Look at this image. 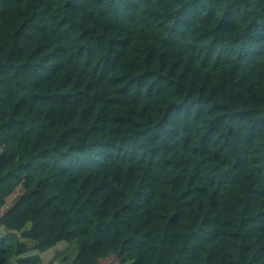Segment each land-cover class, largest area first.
Listing matches in <instances>:
<instances>
[{"label": "trees", "instance_id": "obj_1", "mask_svg": "<svg viewBox=\"0 0 264 264\" xmlns=\"http://www.w3.org/2000/svg\"><path fill=\"white\" fill-rule=\"evenodd\" d=\"M75 244L264 264V0H0V264Z\"/></svg>", "mask_w": 264, "mask_h": 264}, {"label": "rangeland", "instance_id": "obj_2", "mask_svg": "<svg viewBox=\"0 0 264 264\" xmlns=\"http://www.w3.org/2000/svg\"><path fill=\"white\" fill-rule=\"evenodd\" d=\"M78 250L79 248L77 247V245H72L66 252L65 254L59 258L54 264H61L62 260L64 258L68 259L67 264H71V262L73 261V259L75 258V256L78 254Z\"/></svg>", "mask_w": 264, "mask_h": 264}]
</instances>
